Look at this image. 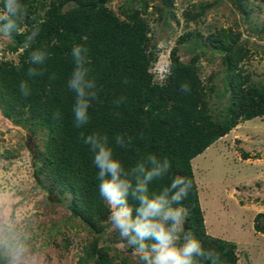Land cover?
I'll return each mask as SVG.
<instances>
[{
    "label": "trees",
    "instance_id": "16d2710c",
    "mask_svg": "<svg viewBox=\"0 0 264 264\" xmlns=\"http://www.w3.org/2000/svg\"><path fill=\"white\" fill-rule=\"evenodd\" d=\"M106 1L21 0L28 8V19L20 27L27 25L30 30L35 23L33 16L44 20L34 47L43 45L51 55L44 65V75L29 78L26 74L28 53L20 52L24 35L15 36L8 48L17 51V60L0 59V112L29 135L41 136L40 146L35 142L31 148L36 183L48 195L60 200L68 194L64 204L69 213L96 234L84 247V255L77 264L89 260L92 264H139L125 258L114 261L98 242L97 236L105 231L104 221L110 210L99 195L98 170L92 153L81 139V133L93 132L109 137L114 155L126 168L142 155L167 157L171 169L167 176L150 185V191L167 186L177 175L190 179L191 190L182 202L188 209L184 229L198 238L204 248L218 251L223 264H236L234 242L204 229L190 159L239 118L264 112V80L247 81L238 72L232 51L237 36L230 39L222 33L207 35L211 48L222 55L224 72L218 94L213 92V84L206 88L200 83L193 58L181 61L173 49L163 81H153L148 71L152 57L145 17L128 7L126 18H120ZM168 1L162 0L164 4ZM230 1L246 11L242 0ZM260 1L264 4V0ZM257 31L264 32V25ZM193 38L199 49L205 46V40L198 42L197 36ZM74 44L87 47L90 60L87 67L98 89L89 109V123L81 128L74 125L75 93L67 86L75 67L71 56ZM17 62L22 66L19 70L15 67ZM53 74L55 78L49 79ZM22 80L29 84L31 95L28 97L20 93ZM185 83L190 91H181ZM211 93L218 99L225 97L224 102L219 101L215 114L210 107L209 99L214 96ZM121 97L124 102L115 104ZM57 112L59 118L55 117ZM118 134L131 137L128 148L115 144ZM259 216L264 218V212L254 215L253 227L264 233V226L257 222Z\"/></svg>",
    "mask_w": 264,
    "mask_h": 264
},
{
    "label": "rangeland",
    "instance_id": "374dc122",
    "mask_svg": "<svg viewBox=\"0 0 264 264\" xmlns=\"http://www.w3.org/2000/svg\"><path fill=\"white\" fill-rule=\"evenodd\" d=\"M143 1L107 0L106 5L120 18H126L128 7L145 17L152 57L148 71L153 81H163L173 49L181 61L193 58L200 83L206 88L213 84L218 94L224 72L222 55L211 48L207 35L225 33L230 39L237 36L232 51L238 72L247 81L263 82L264 32L257 31L264 25L260 0H242L245 12L230 0ZM196 36L198 42L205 40L202 49L194 45ZM10 43L0 59L16 61L18 53L8 48ZM209 100L215 114L225 97L214 95ZM41 140L38 133L29 135L0 112V191L14 193L8 202L11 207L6 203L0 215L7 219L11 212L18 229L32 233L33 245L46 255L47 264H77L96 234L69 213L64 204L68 194L60 200L36 183L31 148L35 142L40 146ZM190 164L205 231L234 242L236 264H264V233L253 227L254 215L264 212V112L239 118L194 155ZM109 210L98 242L114 261L125 258L139 263L134 249L113 231ZM257 222L264 226L263 217Z\"/></svg>",
    "mask_w": 264,
    "mask_h": 264
},
{
    "label": "clouds",
    "instance_id": "9594fccd",
    "mask_svg": "<svg viewBox=\"0 0 264 264\" xmlns=\"http://www.w3.org/2000/svg\"><path fill=\"white\" fill-rule=\"evenodd\" d=\"M26 19L28 8L21 0H0V56L6 43L14 41L16 35H24L20 52L28 53L26 74L34 78L44 75V65L51 53L43 45L34 47L44 20L31 17L35 23L29 30L27 25L23 29L20 27ZM71 56L75 67L67 86L75 93L74 125L81 128L89 123V109L97 98L98 89L87 67L90 63L87 47L74 44ZM15 67L19 70L22 66L17 62ZM54 78V74L49 77ZM124 82L128 83L127 79ZM19 90L24 97L31 95L27 81L20 82ZM181 91H190L187 83L181 86ZM123 102L124 97L114 101L117 105ZM59 116L60 113H55L56 118ZM81 139L92 153L93 164L98 170L99 195L111 209L112 229L123 243L134 249L139 264H223L218 251L204 248L200 240L183 227L188 209L182 202L191 190L192 181L177 175L167 186L150 191L154 181L168 175L171 164L167 157L160 158L151 153L142 155L126 168L114 155L106 134L81 133ZM115 144L126 149L131 144V137L118 134ZM12 195L14 193L0 191V209ZM32 241V233L18 229L11 212L7 219L0 215V264H47L46 255L38 251Z\"/></svg>",
    "mask_w": 264,
    "mask_h": 264
}]
</instances>
